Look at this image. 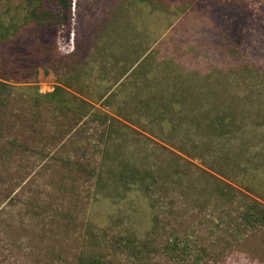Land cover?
I'll return each mask as SVG.
<instances>
[{
    "label": "rangeland",
    "instance_id": "rangeland-1",
    "mask_svg": "<svg viewBox=\"0 0 264 264\" xmlns=\"http://www.w3.org/2000/svg\"><path fill=\"white\" fill-rule=\"evenodd\" d=\"M24 7L0 0L5 18L17 21ZM51 12L53 61L27 41L28 31L41 37L36 27L0 42V73L17 85L0 103V264H264V229L229 221L242 193L264 204V0H71L67 13ZM141 53L144 63L168 65L186 111L200 116L227 102L241 122L227 145L199 142L182 126L173 137L165 122L159 129L158 119L113 94L107 100L126 117L111 113L120 133L107 152V124L76 123L18 87L76 92L99 64L114 76ZM123 165L154 172L149 208L126 186ZM254 174L256 193L239 185ZM175 239L188 247L170 254Z\"/></svg>",
    "mask_w": 264,
    "mask_h": 264
},
{
    "label": "trees",
    "instance_id": "trees-1",
    "mask_svg": "<svg viewBox=\"0 0 264 264\" xmlns=\"http://www.w3.org/2000/svg\"><path fill=\"white\" fill-rule=\"evenodd\" d=\"M23 2H25L24 13H22L21 17H18L17 21L15 20L16 16L5 18L1 16L0 12V42L7 41L17 34H21L22 31L20 28L22 27H26V29L36 27L41 37L37 41L34 37L35 33H33V31H28L27 41L33 49L37 50L41 57H46V60L53 61V57L59 56L55 43V34L52 33L58 21V16L52 13L51 10H57L58 12L59 10H63L67 13L71 0H23ZM50 2L55 4L56 7L54 9L47 7V4ZM143 52H146V50L144 49ZM142 53L127 67H118V74H114V76H111V74L105 70L104 66L99 64L97 66L98 69L92 71L93 75L90 72H86L85 76H89L90 80L83 82L81 86H77L75 89L76 92H68V90L61 85H57L52 91L45 93H40L37 85L33 83L18 85V87H20L21 91L25 93L34 105L37 106L42 101H48L58 113H70L72 120L76 123L90 118L93 121L107 124L109 129L106 127V131H102V133L105 131V136L104 133L100 135L101 140L104 138V150L107 152L110 147V141L116 137V134L120 133V131L115 128V125L120 123L119 119L113 114L121 116L124 119L126 117L121 112L123 108L118 105H112L110 99L107 100V97L113 94L114 96L115 94H124V97H129L131 101H134L133 103H135L137 107L138 114L150 117L151 119H148L149 121L158 119L160 121V124H158L159 129L165 122L169 133L173 137L182 126L185 131H192L194 138L198 137L199 142L219 144L220 146L227 145L229 143V137L233 134L235 129L239 128L241 125L240 120L237 118V113L232 111V109H228L229 106L225 105L227 102H223L221 106L217 105L212 112H205L200 116L197 115V111H195L194 108L188 107V111H186L183 105L186 94L178 93L177 87L169 85L168 72L166 71V69H169L168 65L163 63L153 64V57L148 60V62H145V64L144 60L147 57L143 56V58L140 59L144 54ZM40 56L38 55L39 58H41ZM65 67V72H68V75L73 77V67L68 63ZM160 67L162 69L159 70ZM102 70L104 72H102ZM28 73L30 75L24 78V82L32 81V78H29V76L35 74V68L32 67ZM62 74V72L59 73V75ZM3 76L6 78L8 77L0 73V103H6L5 101L7 98L17 87V85L15 86L7 83V81L2 78ZM128 76L134 79L133 83H122V81L126 82L124 80ZM91 78L93 80H91ZM119 80L121 81L119 82ZM164 84L166 87L162 86ZM168 86L171 87L169 88ZM99 102H101V104L106 102V105L109 107L108 111L102 110L99 108L100 106L95 105ZM222 105L226 106L223 110ZM184 119L186 120L185 124H183ZM135 123L138 124V121ZM140 127L143 130L149 131L148 127L145 125V121ZM118 160L122 163L121 156H119ZM122 167L124 171H127L125 175V179L127 180L124 181L126 186L133 187V190L140 194L143 201L147 203L146 206L149 208L151 198L146 191L149 189L146 182L155 178L154 172H152V170L126 168L124 165ZM218 173H220V171ZM220 175L225 176L226 174L220 173ZM253 176H255L253 177V181L247 179V182H244L243 185L240 183L239 185L243 188L246 186L248 187L247 189L256 193L258 192L257 178L260 175L254 174ZM161 178L163 177L161 176ZM231 179L236 181L235 177H231ZM250 182H252L251 185L245 184ZM236 196H238V194L233 193L232 197ZM247 198L248 195L245 193L237 197L238 204L233 208L235 212H230L231 218L229 221L232 219L230 223L236 221L239 225L238 229L241 227H244V229H264V204L256 200L254 202H249L246 200ZM182 243L183 242L175 239L171 244L167 245V251L171 254L178 248L185 250L188 244L184 243L182 245Z\"/></svg>",
    "mask_w": 264,
    "mask_h": 264
}]
</instances>
